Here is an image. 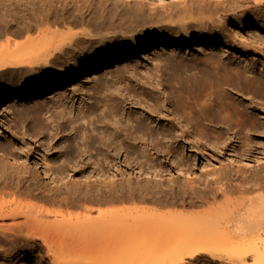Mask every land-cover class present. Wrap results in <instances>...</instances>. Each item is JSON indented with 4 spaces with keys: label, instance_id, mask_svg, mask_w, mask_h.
Masks as SVG:
<instances>
[{
    "label": "bare ground",
    "instance_id": "1",
    "mask_svg": "<svg viewBox=\"0 0 264 264\" xmlns=\"http://www.w3.org/2000/svg\"><path fill=\"white\" fill-rule=\"evenodd\" d=\"M61 1L65 7L66 0H0V38L6 41L0 43V77L14 78L35 66L45 69L18 89L1 85L0 112L8 100L16 106L41 100L44 108L50 103L55 111L48 141H28L24 146L15 138L11 151L0 147V264H17L30 253L44 264H242L248 257L252 264H264V168L259 165L264 142L257 141L264 138V78L247 74L244 55L243 68H226L231 83L217 85L215 97L201 105L182 100L168 106L157 94L147 101L121 86L110 88L96 78L99 69L108 72L159 51L229 44L215 35L158 39L122 52L110 49L67 61L65 54L76 41L69 44L74 39L70 38L69 48H64L63 31L62 37L55 32L57 27L55 33L48 32L49 11ZM262 5L264 0H241L215 6L212 13L221 24L248 23L249 34H264ZM249 11L250 16L245 13ZM17 13L24 18L30 14L21 29L13 27ZM101 22L108 25L106 17ZM34 30L39 32L36 39L26 37L23 44L14 39L21 31ZM85 31L81 34L89 32ZM88 80L96 83L88 95L91 103L76 106L65 93L80 94L81 102L86 92L76 94L74 88ZM227 89L251 93L250 103L230 100ZM253 96L259 104L251 102ZM45 128L37 123L40 132ZM37 151H42L40 165L27 158ZM54 156L60 158L56 165ZM166 158L186 176L187 170L194 174L198 170L195 161L202 168L211 165L206 171L211 177L203 184L207 190L194 187L190 178L188 188L175 183V189L174 172L162 170ZM160 179L171 184L165 186ZM51 182L55 190L48 185ZM21 194L57 200L61 208L52 213L45 208L53 217L43 221L47 216L43 207L41 220L43 212L37 208V214L36 206L35 211L30 205L25 211L22 205L18 209L7 205Z\"/></svg>",
    "mask_w": 264,
    "mask_h": 264
},
{
    "label": "rangeland",
    "instance_id": "2",
    "mask_svg": "<svg viewBox=\"0 0 264 264\" xmlns=\"http://www.w3.org/2000/svg\"><path fill=\"white\" fill-rule=\"evenodd\" d=\"M240 1L241 0H66L65 7H62L64 1H61V6L58 5L59 3L57 2L49 11L51 14L49 18L51 28L49 26L48 32H54L55 29L53 27H57L55 32H58L60 37H62V32L59 33V31H63L62 34H65V36L61 39H65L64 48H69L67 43L70 38L74 39H70L72 42H69V44L76 41V44L72 46V50L69 48L65 54V56L68 57L67 61H73L80 57L90 58L105 53L110 49H114L116 52H122L133 44L137 45L142 42H153L158 39H185L204 35H215L220 37L223 41H226L229 46L222 45L220 47H201L191 50L159 51L144 56H137L126 64L114 66L112 70L108 72H101L100 69L97 71L96 78L108 84L110 88L114 85L121 86L120 88L123 91L125 90L128 94L134 95L135 97L138 96L145 100L147 99V101L151 99L153 94H157L159 99L168 106L169 104L177 105V103H180L182 100L201 105L209 103L215 97L217 85L221 84V86L225 87L231 83V78H229L226 68L231 66L243 68L245 65V62L242 61L244 55L248 58L247 74L251 75L254 73L256 76L264 78V34H262V32L258 34H249L248 31H250L251 28H249L250 24L248 23L237 25L236 22L233 23L230 22V20H226L221 24L212 13L215 6H232L237 5ZM252 12L253 11L245 13L250 16ZM260 12L264 14V5L260 7ZM37 13H40V11ZM25 15L27 16L25 18L20 13L14 15L15 24L13 27L21 29L25 20H28L30 16L29 13ZM91 17L93 19H91ZM103 17H106L108 25L107 22H101ZM81 30L89 32L85 34V36L81 34ZM74 31H76L78 35H72L76 33ZM32 32L21 31L14 39H17V42L20 41V43L18 42L19 44H23L28 39L26 37L36 39L37 33L39 35V32H36V30ZM12 38H10L12 43H17L14 42L15 40ZM77 41L80 42V44ZM242 42L245 43L246 46H243ZM0 43H2V45H4V43L6 44L4 38H0ZM78 44L79 47L77 46ZM2 45L0 44V46ZM238 49H241V52H239ZM24 55L22 53L23 58L28 57L27 54L26 56ZM223 65L225 69H223ZM250 65L252 67H249ZM44 70L43 67L35 66L32 71H28V73L21 71L22 73L16 75L14 78L11 76H2L0 77V86L8 83L12 85L13 90L18 89L22 87L23 82L32 79L35 75L40 76ZM94 87H96V83L93 80L76 83V87L74 88L76 94L80 93V90L86 92L81 102L80 98H82V96H80V94L71 97V93L66 92L65 97L71 100L70 102L76 106L82 102L88 105L92 100V98H88V95L95 90ZM227 92L230 100L233 99L235 102L239 103V105L250 103L248 99L251 93H235L228 89ZM112 100H117V98L113 97ZM251 102H257L259 104L260 100L253 96ZM36 106L37 111L34 109ZM4 107L5 110L0 112L1 148L6 151H8V149L11 151L10 149L14 147L16 148V142L14 143L15 138H20L22 142L24 141V146H27L29 142H37L36 140L39 139L41 142L48 141L49 134L53 131L51 129V127H53L52 124L55 122L52 120L53 116H55V111L50 103L44 108L43 101L41 100H38L37 103L27 100V102L20 106H16L15 103L8 100L5 102ZM175 112L177 113L178 111ZM253 112L255 118H259L260 114L256 111ZM37 123H42L44 128H47L40 132L37 130ZM214 125L218 128L221 124ZM15 135L18 136L16 137ZM257 141L264 142V138H259ZM41 153L42 151H37L32 155L28 153L27 158L31 161H36L40 165L42 164V158H40ZM166 160H168V164H163L162 170L164 172L168 171L167 169L170 168L174 172L175 181L172 183L174 186H176L175 183H178V185L181 184L184 188H188L189 186L186 183V179L190 178L193 180L194 187H199L202 192H205L203 190H207L203 188V184L207 178L211 177V172L206 174V171H210V169L213 168L211 165L202 168V163L200 161H195V166L198 170L195 174L189 173V170H187L188 175L186 176L185 173H177L170 159L166 158ZM59 161L60 158L54 156L52 163L56 165ZM6 162L10 165V161ZM259 165L264 168V159ZM19 167L25 170L24 167L20 165ZM227 168L228 167L225 169ZM39 179L44 183V177H39ZM229 180L227 182V187H231L233 183ZM160 181L163 182L165 186H168L170 183L166 179H160ZM223 181H225L224 178L222 179V182ZM131 183L132 186H136V178H133ZM144 183L145 182L141 181V184ZM146 184L149 185L151 183L147 181ZM48 185L52 186L53 190H55V183L51 182L48 183ZM175 189H177V186ZM16 198L17 199L13 201L9 200L11 201L9 203H7L6 200L7 205L10 207L14 206L17 209L24 206L25 208H20L23 210L29 209L27 207L30 205L32 210L35 211L36 209V213L37 208L40 212L48 209L49 213H52L50 210L53 209L54 212V209L57 210V208L60 207L57 200H41L39 197L25 194L17 195ZM217 200L221 199L217 198ZM16 201L19 205L16 204ZM33 206H36V208L33 209ZM62 209L64 210L65 208ZM40 212L38 211L37 214ZM47 212L48 211L45 212L47 216H44V212L41 213L40 219L43 216V218L48 217V219L53 217V214L51 215ZM49 215L51 216L49 217ZM43 218L41 220H43ZM46 218L43 221H46ZM48 221H52V219ZM17 264H44V262L30 253L17 261ZM242 264H252V261L248 257Z\"/></svg>",
    "mask_w": 264,
    "mask_h": 264
}]
</instances>
